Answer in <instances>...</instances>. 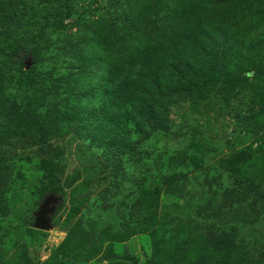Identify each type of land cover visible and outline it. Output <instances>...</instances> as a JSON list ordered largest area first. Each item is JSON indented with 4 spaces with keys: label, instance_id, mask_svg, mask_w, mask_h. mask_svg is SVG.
Here are the masks:
<instances>
[{
    "label": "rangeland",
    "instance_id": "rangeland-1",
    "mask_svg": "<svg viewBox=\"0 0 264 264\" xmlns=\"http://www.w3.org/2000/svg\"><path fill=\"white\" fill-rule=\"evenodd\" d=\"M0 264H264V0H0Z\"/></svg>",
    "mask_w": 264,
    "mask_h": 264
},
{
    "label": "water",
    "instance_id": "water-1",
    "mask_svg": "<svg viewBox=\"0 0 264 264\" xmlns=\"http://www.w3.org/2000/svg\"><path fill=\"white\" fill-rule=\"evenodd\" d=\"M55 201L56 199L52 195L45 197L38 211L35 213L33 223L34 229L43 231L50 227V218L48 217V215L52 213L53 207L51 206V204Z\"/></svg>",
    "mask_w": 264,
    "mask_h": 264
},
{
    "label": "trees",
    "instance_id": "trees-1",
    "mask_svg": "<svg viewBox=\"0 0 264 264\" xmlns=\"http://www.w3.org/2000/svg\"><path fill=\"white\" fill-rule=\"evenodd\" d=\"M185 70H180L179 72H181V74H179V75H177V81H178V85L180 86V85H183L184 86V88H186L187 87V85H192L193 83H195L194 82V79L196 78V77H194V76H191V74L188 72V74L187 73H185L184 72ZM191 72V71H190ZM189 77V78H188ZM25 91L27 92V91H29L30 90V87H31V82H30V80H29V78H27L26 79V82H25ZM24 114L26 115V117L28 118V119H33V116L31 115V113H30V111H29V103H28V100H27V97L25 96L24 97ZM48 172H47V174H48V177H52L53 176V174H52V171H51V169H49V168H47L46 169ZM40 233V232H39Z\"/></svg>",
    "mask_w": 264,
    "mask_h": 264
}]
</instances>
